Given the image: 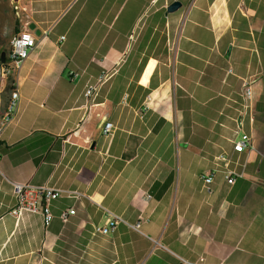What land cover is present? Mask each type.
Wrapping results in <instances>:
<instances>
[{
    "label": "crops",
    "instance_id": "crops-1",
    "mask_svg": "<svg viewBox=\"0 0 264 264\" xmlns=\"http://www.w3.org/2000/svg\"><path fill=\"white\" fill-rule=\"evenodd\" d=\"M14 3L36 47L0 141V264H264V0ZM249 79L254 150L236 154ZM217 166L209 191L202 177ZM12 183L82 196L53 202L45 228L39 215L10 214ZM107 211L125 223L102 235Z\"/></svg>",
    "mask_w": 264,
    "mask_h": 264
},
{
    "label": "built area",
    "instance_id": "built-area-1",
    "mask_svg": "<svg viewBox=\"0 0 264 264\" xmlns=\"http://www.w3.org/2000/svg\"><path fill=\"white\" fill-rule=\"evenodd\" d=\"M14 8L17 16L19 17L20 9L16 3H14ZM25 12V9H23ZM24 31H28L32 34L31 30L29 29L28 24L22 26L21 30L13 37L16 39L21 38V33ZM33 35V34H32ZM12 38V39H13ZM34 38V36H33ZM64 39V37H62ZM12 41V40H11ZM36 47V40L34 38V43L31 46H22L20 49L14 51L12 43H10V51L7 57L8 61L4 64L3 76L0 79L1 85L3 89L8 81L11 84V93L9 98V111L8 112H0V141L3 136L5 130L11 125L14 121L18 109H19V101H20V94L19 97H12V90H18V86L15 82V77L21 70L25 61L29 58L30 53ZM20 51H24L27 53L25 56L19 55ZM253 84L254 81L251 79L244 81L242 87V94H241V108L238 113V117L236 119L237 123V130L235 131V135H240L239 139H234L233 142V151L236 154H243L247 150H254L252 137L245 133L244 126L246 121L250 122L251 124L254 122V116L252 111V101L254 96L253 91ZM98 91L97 86H88L85 92V97L87 99L96 95ZM3 92V91H2ZM1 103V100H0ZM153 103L151 97H148L143 109L142 113H147L150 110V106ZM1 105V104H0ZM115 127L113 123L106 121L103 125V134L106 138L112 139L114 134ZM0 153V159H1ZM218 161H222L228 163V158L226 155H222L217 158ZM226 180L227 183L233 185L235 183L234 179V172L228 170L226 168ZM218 166L208 172L206 175L202 177L203 183L205 188L210 191L211 185L214 183L215 177L218 173ZM13 187V196L15 199V205L11 209L10 214L17 220H21L25 215H39L42 218L43 225L45 228H49L56 216L52 211V203L58 201L62 198L67 199H79L82 195L76 191H67L62 189H56L53 187L43 186L37 187L28 184H19V183H12ZM152 196L147 194L146 200H151ZM108 219L106 224L102 228H97V233L102 235H110L113 234L120 223H125V221L116 216L109 211H107ZM76 215V211L73 208L67 209L62 211L59 214L58 219L63 223L66 224L70 221L72 217ZM133 230L140 231L141 222L137 223L136 225H129ZM179 264H207L204 259H200L198 262H190L184 259H179Z\"/></svg>",
    "mask_w": 264,
    "mask_h": 264
},
{
    "label": "rangeland",
    "instance_id": "rangeland-1",
    "mask_svg": "<svg viewBox=\"0 0 264 264\" xmlns=\"http://www.w3.org/2000/svg\"><path fill=\"white\" fill-rule=\"evenodd\" d=\"M15 0H0V67H3L1 63V57L5 53L8 57L10 51V43L12 38L16 35L14 30L18 25L20 27L19 18L14 8ZM3 69V68H2ZM150 71L147 72L146 76H149ZM0 76V79H2ZM175 81V76H174ZM3 91V92H2ZM11 93L10 81L7 82L5 89L0 82V109L3 110L4 106L8 102ZM182 92L177 88L174 90L175 104L177 105L181 101Z\"/></svg>",
    "mask_w": 264,
    "mask_h": 264
},
{
    "label": "clouds",
    "instance_id": "clouds-1",
    "mask_svg": "<svg viewBox=\"0 0 264 264\" xmlns=\"http://www.w3.org/2000/svg\"><path fill=\"white\" fill-rule=\"evenodd\" d=\"M20 35V39L13 38L11 41L14 51L20 49L22 46H31L34 43L33 35L30 32L24 31ZM19 55L25 56L27 55V53L24 51H20ZM13 99H15V93H13Z\"/></svg>",
    "mask_w": 264,
    "mask_h": 264
},
{
    "label": "water",
    "instance_id": "water-1",
    "mask_svg": "<svg viewBox=\"0 0 264 264\" xmlns=\"http://www.w3.org/2000/svg\"><path fill=\"white\" fill-rule=\"evenodd\" d=\"M182 7V3L179 1H176L174 3H172L169 7H168V13H174L177 12L180 8ZM32 30L34 29V26L32 25L30 27ZM6 61V55L3 54L2 55V63H4Z\"/></svg>",
    "mask_w": 264,
    "mask_h": 264
},
{
    "label": "bare ground",
    "instance_id": "bare-ground-1",
    "mask_svg": "<svg viewBox=\"0 0 264 264\" xmlns=\"http://www.w3.org/2000/svg\"><path fill=\"white\" fill-rule=\"evenodd\" d=\"M2 68L0 67V76L3 75L4 66ZM13 93H15V97H19V90H12V97H13ZM8 111H9V101L6 103L3 111L0 109V112H8Z\"/></svg>",
    "mask_w": 264,
    "mask_h": 264
},
{
    "label": "trees",
    "instance_id": "trees-1",
    "mask_svg": "<svg viewBox=\"0 0 264 264\" xmlns=\"http://www.w3.org/2000/svg\"><path fill=\"white\" fill-rule=\"evenodd\" d=\"M19 31H20V27L17 25L16 28H15V30H14V32H15V34H17ZM4 54H5V53H4ZM5 55H6V54H5ZM7 61H8V59H7V56H6V61H5L4 63H2V57H1V63L3 64V66H4V64H5Z\"/></svg>",
    "mask_w": 264,
    "mask_h": 264
}]
</instances>
